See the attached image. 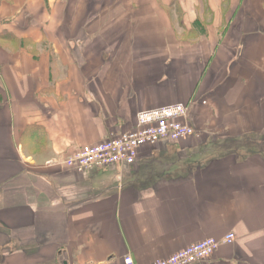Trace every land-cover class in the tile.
Segmentation results:
<instances>
[{
    "label": "crops",
    "instance_id": "crops-1",
    "mask_svg": "<svg viewBox=\"0 0 264 264\" xmlns=\"http://www.w3.org/2000/svg\"><path fill=\"white\" fill-rule=\"evenodd\" d=\"M136 2L0 0L3 264H150L229 233L195 264H264V0ZM174 103L187 139L63 162Z\"/></svg>",
    "mask_w": 264,
    "mask_h": 264
},
{
    "label": "built area",
    "instance_id": "built-area-1",
    "mask_svg": "<svg viewBox=\"0 0 264 264\" xmlns=\"http://www.w3.org/2000/svg\"><path fill=\"white\" fill-rule=\"evenodd\" d=\"M189 104L174 103L145 109L137 114V126L94 144L79 147L64 163L78 171L109 165H131L137 161L140 149L164 140L180 141L194 135L196 128L189 122ZM232 233L218 240L208 237L194 242L172 255L150 264H195L211 258L221 242L231 243ZM120 264H139L132 254H126Z\"/></svg>",
    "mask_w": 264,
    "mask_h": 264
},
{
    "label": "rangeland",
    "instance_id": "rangeland-1",
    "mask_svg": "<svg viewBox=\"0 0 264 264\" xmlns=\"http://www.w3.org/2000/svg\"><path fill=\"white\" fill-rule=\"evenodd\" d=\"M71 1H75V2H80V1H83V0H71ZM87 1H89V4L90 5H94V3H96V2H99V0H87ZM102 1H106V3H108V2H114V1H118V0H102ZM156 1V0H155ZM155 1H153V0H149V1H145V0H138V2H136V5H137V8H139L138 7V5H140L141 7H144L143 6V3H150L151 5H153L155 8H156V4H155ZM122 2L123 3H131L132 2V0H122ZM134 10V9H133ZM95 12H97V10L96 11H93V10H91V11H87L86 13H89L90 15V17L95 13ZM92 14V15H91ZM135 17V15H133V16H130L129 18H128V22L129 21H131V20H133V18ZM177 17H175V19H176ZM109 32H113V28H109V31H107V33H109ZM222 126V125H221ZM221 126H219V127H221ZM2 254H3V252H2V250L0 249V264H3L2 263V259H3V256H2Z\"/></svg>",
    "mask_w": 264,
    "mask_h": 264
}]
</instances>
